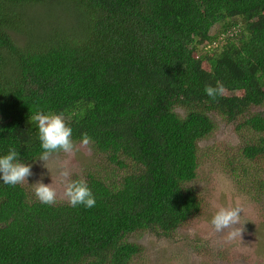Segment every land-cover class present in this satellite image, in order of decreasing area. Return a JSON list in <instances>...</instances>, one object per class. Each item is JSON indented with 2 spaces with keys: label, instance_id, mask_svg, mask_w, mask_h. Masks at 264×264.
<instances>
[{
  "label": "trees",
  "instance_id": "16d2710c",
  "mask_svg": "<svg viewBox=\"0 0 264 264\" xmlns=\"http://www.w3.org/2000/svg\"><path fill=\"white\" fill-rule=\"evenodd\" d=\"M41 112L87 133L114 179L88 171L90 209L0 179V264H131L130 234L201 213L190 184L216 116L251 136L240 159L264 189V0H0V156L37 161Z\"/></svg>",
  "mask_w": 264,
  "mask_h": 264
},
{
  "label": "rangeland",
  "instance_id": "374dc122",
  "mask_svg": "<svg viewBox=\"0 0 264 264\" xmlns=\"http://www.w3.org/2000/svg\"><path fill=\"white\" fill-rule=\"evenodd\" d=\"M215 125L214 133L199 143L198 174L190 184L201 192V213L168 237L151 230L130 234L127 241L141 249L131 264H264V189L259 187L260 165L240 159L244 140L251 136L217 116ZM43 164L38 160L30 163L34 175L25 183L29 182L34 191L32 185L41 179L46 185L54 181L59 202L66 201L62 195L64 185L58 176L61 165L66 164L72 170V179L85 178L88 171L114 179L113 168L94 154L90 146L80 147L72 156L61 153L53 158L49 162L51 172ZM237 201L246 208V213H241L245 231L242 241L227 243L223 239L225 233H216L210 222L219 207Z\"/></svg>",
  "mask_w": 264,
  "mask_h": 264
},
{
  "label": "clouds",
  "instance_id": "9594fccd",
  "mask_svg": "<svg viewBox=\"0 0 264 264\" xmlns=\"http://www.w3.org/2000/svg\"><path fill=\"white\" fill-rule=\"evenodd\" d=\"M208 97L216 101L218 97H223L226 88L220 82L215 86L206 85L204 89ZM34 119L38 124L39 140L41 142L42 152L36 160L43 161V167L49 168V162L63 153L66 156H72L80 150V147L89 146L92 138L84 133L80 144L73 140V130L65 122L62 114L55 113H37ZM90 150V149H89ZM20 153L16 148H10L6 155L0 156V179L4 184L16 186L28 181V178L34 173L32 166L25 164L20 160ZM58 176L64 185L63 198L68 203L76 207L83 205L85 208H92L96 204V198L89 188L87 181L83 178L72 179V170L66 165L58 168ZM52 184L46 185L41 181L33 184V190L40 203L54 205L57 203L58 192ZM246 213L243 204L237 201L234 205L221 206L215 212L211 219V225L216 233H225L223 239L227 243L242 241V234L245 231L242 223V215Z\"/></svg>",
  "mask_w": 264,
  "mask_h": 264
}]
</instances>
